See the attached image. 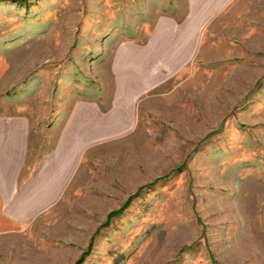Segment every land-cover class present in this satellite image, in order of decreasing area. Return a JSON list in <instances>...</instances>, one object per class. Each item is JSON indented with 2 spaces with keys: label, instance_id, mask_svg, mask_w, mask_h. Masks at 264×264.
I'll list each match as a JSON object with an SVG mask.
<instances>
[{
  "label": "rangeland",
  "instance_id": "374dc122",
  "mask_svg": "<svg viewBox=\"0 0 264 264\" xmlns=\"http://www.w3.org/2000/svg\"><path fill=\"white\" fill-rule=\"evenodd\" d=\"M7 118L0 264H264V0H0Z\"/></svg>",
  "mask_w": 264,
  "mask_h": 264
},
{
  "label": "crops",
  "instance_id": "0c3cea01",
  "mask_svg": "<svg viewBox=\"0 0 264 264\" xmlns=\"http://www.w3.org/2000/svg\"><path fill=\"white\" fill-rule=\"evenodd\" d=\"M85 105V103H78L72 113L68 116L67 122L61 133V139L59 140L57 145V151L55 152V154H51L53 157L56 155L57 159H61L63 157L68 159V157H70L69 155H66L64 151H62L64 148L63 138L67 137V132L69 131L70 127L72 128V130L81 129L80 124H82L83 118L80 115L82 113L83 108H85ZM28 134L29 124L28 122H24L23 119H0V147H3L2 152L4 153L0 155V161H5L4 164L0 163V167H10L14 171L12 178L10 179L11 185L9 186L8 190H5L3 184L0 185V215L4 214L3 212L5 206V199L11 198L13 191L15 190L16 185L19 182V172H15V170L16 168L20 169L24 167L23 163L28 149ZM51 155L49 156L51 157ZM7 160H11L13 161V163H7ZM67 171V167L64 168V171L62 168L57 171L56 174H54L55 178L50 179L49 185H47V182L42 179V185L41 187H39L37 193L42 194L43 196L41 195V197H48L50 199L58 198L61 193V185L65 183L67 179ZM40 177L43 178L45 177V175H41Z\"/></svg>",
  "mask_w": 264,
  "mask_h": 264
},
{
  "label": "trees",
  "instance_id": "16d2710c",
  "mask_svg": "<svg viewBox=\"0 0 264 264\" xmlns=\"http://www.w3.org/2000/svg\"><path fill=\"white\" fill-rule=\"evenodd\" d=\"M13 2H26L28 0H10ZM151 185L147 186L150 187ZM139 192V190L137 191V193ZM128 203L126 202L125 205L123 207H121L120 209H118L117 211L111 212L106 219V224H108V222L110 221L111 218L121 214L123 212V210L125 209V207H127Z\"/></svg>",
  "mask_w": 264,
  "mask_h": 264
}]
</instances>
